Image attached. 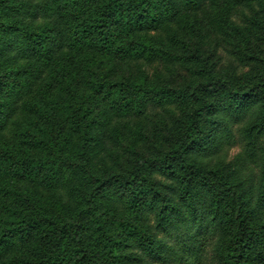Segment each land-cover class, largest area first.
<instances>
[{
  "label": "trees",
  "instance_id": "obj_1",
  "mask_svg": "<svg viewBox=\"0 0 264 264\" xmlns=\"http://www.w3.org/2000/svg\"><path fill=\"white\" fill-rule=\"evenodd\" d=\"M201 1L0 0V264H264V195L198 160L230 144L235 124L243 123L246 142L264 135V58L262 71L247 82L211 76L189 86L193 106L169 150L134 160L127 173L93 179L102 196L133 201L142 189L143 196L151 192L155 171L171 179L175 193L146 201L153 224L122 240L110 238L108 262L86 247L78 229L60 228L37 194V187L67 181L61 164L76 158L90 165L97 158L98 121L86 120L92 100L111 99L126 115L143 107L142 83L132 77L113 82L111 67L103 74L91 68L117 55L153 65L163 54L154 44L159 28L179 14L189 18L183 12ZM82 58L86 66L77 67ZM65 94L81 143L41 130L33 117L40 97L49 101V125L58 123Z\"/></svg>",
  "mask_w": 264,
  "mask_h": 264
},
{
  "label": "rangeland",
  "instance_id": "obj_2",
  "mask_svg": "<svg viewBox=\"0 0 264 264\" xmlns=\"http://www.w3.org/2000/svg\"><path fill=\"white\" fill-rule=\"evenodd\" d=\"M183 13L190 17L179 14L173 23H164L155 34L154 44L163 54L153 65L117 55L108 60V65L91 68L103 74L107 72L105 68L111 67L108 73L113 82L132 77L142 83L146 87L143 107L126 115L111 99L101 96L92 100L86 120L98 121L93 130L98 140L97 158L90 165L76 158L61 164L63 175L69 176L67 181L36 188L48 216H55L60 228L68 229L70 234L72 229L82 232L86 247L97 257L107 258L110 238L122 240L131 231L137 235L142 227L155 222L146 207V201L155 193H165L170 198L175 193L169 189L171 179L155 171L151 172V192L143 196L146 190L142 189L133 201L120 195L102 196L95 188L97 184L91 183L107 174L127 173L134 160L169 150L184 128L188 107L193 106L189 86L207 82L211 76L247 82L263 69L259 64L264 58V0H203L193 12ZM77 62V67L86 66L85 58ZM89 72L86 70L87 77ZM60 87L56 85L55 90ZM80 91L88 92L81 86ZM66 99V94L60 97L58 106L65 110L58 123L49 125L45 118L52 112L49 101L40 97L35 100L37 113L33 117L41 130L52 128L78 143L80 133L70 119L72 116L75 120L73 107ZM242 125H234L232 141L220 153L210 158L200 156L198 160L264 195V135H254L246 142L241 134ZM206 128H210L209 124ZM42 149L33 152L38 154ZM251 150L255 153L249 158L246 154ZM141 216L144 218L140 222ZM134 252L139 254V247ZM250 264L261 263L256 259Z\"/></svg>",
  "mask_w": 264,
  "mask_h": 264
}]
</instances>
